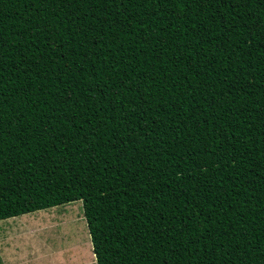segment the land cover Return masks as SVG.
Returning <instances> with one entry per match:
<instances>
[{
	"label": "trees",
	"instance_id": "trees-1",
	"mask_svg": "<svg viewBox=\"0 0 264 264\" xmlns=\"http://www.w3.org/2000/svg\"><path fill=\"white\" fill-rule=\"evenodd\" d=\"M75 201L97 264H264V0H0V221Z\"/></svg>",
	"mask_w": 264,
	"mask_h": 264
},
{
	"label": "rangeland",
	"instance_id": "rangeland-1",
	"mask_svg": "<svg viewBox=\"0 0 264 264\" xmlns=\"http://www.w3.org/2000/svg\"><path fill=\"white\" fill-rule=\"evenodd\" d=\"M4 264H97L82 201L0 221Z\"/></svg>",
	"mask_w": 264,
	"mask_h": 264
}]
</instances>
